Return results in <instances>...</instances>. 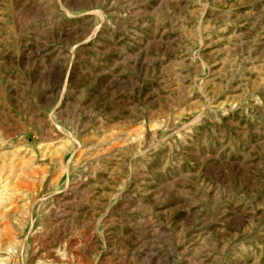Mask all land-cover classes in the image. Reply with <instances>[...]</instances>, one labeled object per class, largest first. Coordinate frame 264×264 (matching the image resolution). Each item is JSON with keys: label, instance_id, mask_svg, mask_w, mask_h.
<instances>
[{"label": "rangeland", "instance_id": "rangeland-1", "mask_svg": "<svg viewBox=\"0 0 264 264\" xmlns=\"http://www.w3.org/2000/svg\"><path fill=\"white\" fill-rule=\"evenodd\" d=\"M0 264H264V0H0Z\"/></svg>", "mask_w": 264, "mask_h": 264}]
</instances>
